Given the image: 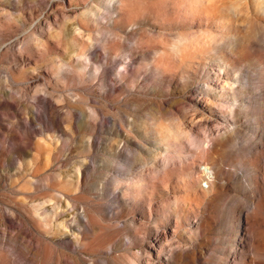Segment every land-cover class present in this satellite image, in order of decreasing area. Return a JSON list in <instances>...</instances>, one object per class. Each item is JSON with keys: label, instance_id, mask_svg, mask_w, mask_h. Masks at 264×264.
<instances>
[{"label": "rangeland", "instance_id": "1", "mask_svg": "<svg viewBox=\"0 0 264 264\" xmlns=\"http://www.w3.org/2000/svg\"><path fill=\"white\" fill-rule=\"evenodd\" d=\"M168 2L0 0V264H264L263 0Z\"/></svg>", "mask_w": 264, "mask_h": 264}, {"label": "bare ground", "instance_id": "2", "mask_svg": "<svg viewBox=\"0 0 264 264\" xmlns=\"http://www.w3.org/2000/svg\"><path fill=\"white\" fill-rule=\"evenodd\" d=\"M168 3L172 7V14L174 16L175 15L185 16L186 15L187 17H190L194 13L199 14L203 10V7L205 6V5H203L205 3V0H169ZM263 3H264V0H263ZM119 16H120V19H124V16L122 13ZM75 31L78 32V29H76ZM182 43L185 44L184 48H190L191 47V42L188 40V38L184 39L182 41ZM175 48H176V52L180 54V49L178 48L177 45H175ZM76 58H77V61H80V60H83L85 58V55H84V53L82 55L79 53V54H77ZM205 152H206V150H205ZM169 159H171V158H169ZM129 191L132 193L134 190H129ZM260 235H262V234H258L257 237Z\"/></svg>", "mask_w": 264, "mask_h": 264}]
</instances>
